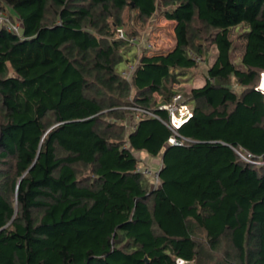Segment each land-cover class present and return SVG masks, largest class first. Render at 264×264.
<instances>
[{"label":"trees","instance_id":"1","mask_svg":"<svg viewBox=\"0 0 264 264\" xmlns=\"http://www.w3.org/2000/svg\"><path fill=\"white\" fill-rule=\"evenodd\" d=\"M159 1L175 46L133 54L127 76L125 11L145 20ZM5 14L21 28L0 21V264H264V0H0ZM204 39L205 83L176 88ZM176 94L194 114L169 144L129 106L169 121ZM141 154L162 160L157 186Z\"/></svg>","mask_w":264,"mask_h":264},{"label":"rangeland","instance_id":"2","mask_svg":"<svg viewBox=\"0 0 264 264\" xmlns=\"http://www.w3.org/2000/svg\"><path fill=\"white\" fill-rule=\"evenodd\" d=\"M165 7L161 3V1L158 2V10L157 12L151 16L150 18H147L145 20H141L137 17V13L135 11L126 10L125 11V22L122 26L119 32L124 31L125 32V39L129 40L132 38H137L134 42H130L132 45V49L130 52H127L126 57L129 58V61L127 62L124 60L119 65L120 70L128 71L130 68L133 70L135 67L134 61H133V54H142L143 51H147L148 54L156 53H164L169 50H171L176 43V34H175V21L166 19L162 15V10ZM7 14H5L6 16ZM9 18V17H8ZM0 17V21H1ZM11 20V18H9ZM6 23V22H5ZM4 23V24H5ZM243 26L235 27L232 29V39L234 42V49L232 52L233 59L235 61H240L242 54L244 52V39L241 37L243 32ZM117 32V37L120 36V33ZM205 47L208 49V52L204 57H202V60L200 61V64L192 69L190 73L186 74L183 77V81L176 83V88H182V90L190 91L192 87H198L202 86L206 81V74L208 67L214 62L215 57L218 53V50L214 44L210 42L209 39H204ZM131 56V57H130ZM131 60V61H130ZM130 62V63H129ZM123 71V73H124ZM264 80V78H263ZM262 79H260L259 85L260 86L263 83ZM157 100L160 101L161 97L159 94L155 93ZM134 115V114H133ZM133 116H130V120H128L127 123V130L129 131L130 128H132V125L136 122L134 119H132ZM145 155V154H144ZM144 155H140V157L143 159V162L146 164H149L154 170H157L161 165L162 160L157 158L153 159L152 157H144ZM152 160V161H151ZM153 161L156 163V165H153ZM152 180V178L150 177ZM157 186V185H155ZM203 240V239H202ZM227 248V244L223 241L220 245V248H218L217 251H215L214 258L215 260H222L225 256V251ZM210 261V260H209ZM208 260H204V263H209ZM210 263H213V261H210ZM184 264H196L195 262H186Z\"/></svg>","mask_w":264,"mask_h":264},{"label":"built area","instance_id":"3","mask_svg":"<svg viewBox=\"0 0 264 264\" xmlns=\"http://www.w3.org/2000/svg\"><path fill=\"white\" fill-rule=\"evenodd\" d=\"M1 22L5 23V25L7 26L8 29L14 30L16 32H20V28H21V24L20 23H13L8 16H1ZM137 39V38H136ZM135 38L130 39L131 42L135 43ZM132 68V67H131ZM130 68V70L128 71H124V74L129 76L132 72V69ZM264 78V72L262 73V79ZM258 89H262L261 86L258 87ZM182 95L181 94H176L174 95V99L172 102L170 103H165V104H161L159 107L160 109H166L169 111L170 113V120L169 121H165L163 120L158 114L152 112L151 110L139 107V106H129L130 109L136 111L134 116L136 117V119H139L141 114L146 113L152 116H155L159 119H161L163 122H165L170 129L173 131L174 136H172L169 139V144H177L178 140L176 135H178V129L182 126L183 123H185L187 120H189L193 114H194V109L193 107L189 104V103H185L182 102ZM238 154L247 162H251V163H260L256 160L253 159V156L251 154H247V153H242L240 151H238ZM161 167V165H160ZM160 167L157 170H154L149 164L146 163H140L136 170L138 172H142L145 175H147L149 178H152V181L155 185H158L160 183V179H159V170ZM188 261L184 260V259H178V264H184Z\"/></svg>","mask_w":264,"mask_h":264},{"label":"clouds","instance_id":"4","mask_svg":"<svg viewBox=\"0 0 264 264\" xmlns=\"http://www.w3.org/2000/svg\"><path fill=\"white\" fill-rule=\"evenodd\" d=\"M261 79H262V75H261ZM262 80H263V79H262ZM261 83H262V81H261ZM260 86H261V88H262V89H260V90H263V91H264V88H263L262 84H261ZM260 86H258V87H260Z\"/></svg>","mask_w":264,"mask_h":264},{"label":"crops","instance_id":"5","mask_svg":"<svg viewBox=\"0 0 264 264\" xmlns=\"http://www.w3.org/2000/svg\"><path fill=\"white\" fill-rule=\"evenodd\" d=\"M152 161V160H151ZM153 165L155 166L156 165V163L153 161Z\"/></svg>","mask_w":264,"mask_h":264},{"label":"bare ground","instance_id":"6","mask_svg":"<svg viewBox=\"0 0 264 264\" xmlns=\"http://www.w3.org/2000/svg\"><path fill=\"white\" fill-rule=\"evenodd\" d=\"M262 83H263V88H264V80H263V82H262Z\"/></svg>","mask_w":264,"mask_h":264}]
</instances>
